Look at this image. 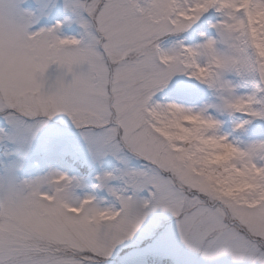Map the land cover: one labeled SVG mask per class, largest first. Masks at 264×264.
Masks as SVG:
<instances>
[{"label": "snow or ice", "instance_id": "obj_1", "mask_svg": "<svg viewBox=\"0 0 264 264\" xmlns=\"http://www.w3.org/2000/svg\"><path fill=\"white\" fill-rule=\"evenodd\" d=\"M0 264H264V0H0Z\"/></svg>", "mask_w": 264, "mask_h": 264}]
</instances>
